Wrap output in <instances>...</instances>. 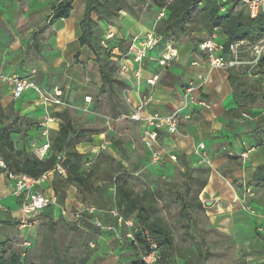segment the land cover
<instances>
[{"label":"crops","instance_id":"0c3cea01","mask_svg":"<svg viewBox=\"0 0 264 264\" xmlns=\"http://www.w3.org/2000/svg\"><path fill=\"white\" fill-rule=\"evenodd\" d=\"M63 1H71L69 17L55 21L50 20L54 8ZM84 7L85 0H0V73L16 74L21 78L33 81L41 90L50 94L55 89H59L62 93L61 100L64 103L63 90L58 86V83L70 89L76 81L74 80L75 76L80 71L94 69L100 86L95 59L90 52L86 53L87 48L81 47L78 41L79 24L84 14ZM125 16L127 15L121 12L116 21L123 20ZM97 24L99 28L108 26V23L104 22ZM147 33H153L151 28L147 29L138 24L132 37H143ZM109 34L113 35L114 33L110 30ZM204 36L203 33H196L178 40L168 39L164 43L161 54H165V47L171 44L177 50V57L167 62L164 67L158 64L160 58L157 57V47L153 43L140 65L141 77L139 81L134 78L138 65L133 63L132 55L127 52L123 55L119 54V65L128 69L127 72L119 74L120 78L129 85L123 94V100L129 101V103L125 101L129 108V114L137 109L142 97H150L151 101L141 112L142 116L149 113L166 115L180 111L183 106V91L186 86L192 85L191 94L196 103L188 109L190 118L180 122L176 135H168L164 131L159 133L156 143L161 156L159 165L155 167L151 165L149 153L141 142L144 124L132 120L131 122L137 131L139 143L147 158V167L161 171L164 163H172L177 159L184 160L187 164L195 167L205 165L209 169V176L200 194L202 198L200 201L202 204L206 203L207 198L203 197L204 194H209V198L218 199L215 200V204L211 202V205L218 204L224 207L233 196L234 203L237 200L230 179L241 176L244 189L245 183L252 180L256 169L264 164V146H259L260 139L252 142L249 135L246 134L247 120H255L252 118L243 119L242 116L239 119L235 118L234 110L240 109L241 105L233 98L232 88L228 81V71L209 68L203 55L196 51L195 43L190 41L193 38ZM153 63L163 69V75L147 70L146 66ZM152 76H157L153 86L146 83V80ZM41 78L50 84L49 91L42 86L43 84L35 82ZM59 107L63 109L61 106L43 105L34 90H27L18 100H13L10 88L0 84V126L7 124L5 122L8 121L7 116L10 113L16 114L18 117H26L34 124L42 122L45 117H50L54 121L48 124V132L49 134L57 132L59 122L55 114L61 112ZM240 110L241 115L244 114V108ZM261 110V108H253L251 113ZM29 129L28 134L33 137L32 140L39 141L41 130L37 127ZM103 137V134L94 136L93 141L86 146L90 149L89 152L97 154L101 150L97 152L93 150H98L101 145L105 144V154L120 162L130 171L133 164H128V161L134 162L129 159L133 156L130 152L133 141L130 139V142H127L125 146L122 144L126 154L124 160L112 149L111 142L105 141ZM199 144L204 146V155L207 157L205 163H201V157L196 153ZM76 149L80 154H83L79 148ZM243 153H246L245 158L240 156ZM171 156L175 157V161L170 160ZM229 157L235 158V160H229ZM137 161H141V158ZM218 173L228 174L226 177H222ZM13 185L14 183L9 181L4 171L0 169V249L17 244L20 238L25 236L23 234L28 232L20 230L18 226L22 216L19 210V201L12 195ZM40 188L47 195L54 194L51 180ZM69 190H75V188L70 186L67 191L69 192ZM232 192L233 195H231ZM84 208L79 205L77 211H82ZM51 209L54 210V216L59 215L58 206ZM70 214L67 209H64L62 211L63 219L69 221ZM96 214L101 215V218L97 217L104 224L117 230L121 240L125 237L128 228L125 227L126 233L122 236L123 226H119L114 218L107 213L97 211ZM106 218H108V222L105 221ZM111 241L117 242L112 233L99 231L95 235V243L101 251H105L104 248L107 249V244ZM108 253H111L109 248ZM100 256L104 255L100 251L96 252L91 257L92 263L99 260Z\"/></svg>","mask_w":264,"mask_h":264},{"label":"rangeland","instance_id":"374dc122","mask_svg":"<svg viewBox=\"0 0 264 264\" xmlns=\"http://www.w3.org/2000/svg\"><path fill=\"white\" fill-rule=\"evenodd\" d=\"M129 1L133 3V0ZM133 11L135 15L127 14L123 20L108 24L106 28H100L102 40L106 42V46H103L105 53L112 57L109 65L120 66L119 54L123 55L120 50H124L131 45L132 33L136 31L138 24L147 29L153 28L155 25L158 9L154 7L152 0H150L148 7L143 8L141 11L134 7ZM197 12L196 10L195 13ZM110 30L114 34L111 35L110 39H106ZM201 33L204 34V32ZM193 39L190 41H193ZM153 40L157 47V57L161 58L164 42L157 39L155 35H153ZM215 42L222 43L223 38L217 35ZM118 46L119 48H116ZM86 53H89V51L87 50ZM146 67L151 73L164 74L163 69L157 66L156 63ZM115 75L117 76L116 72ZM97 78L94 69H86L75 76L74 80L76 81L70 89L58 83V86L63 90L65 99L64 105L61 106L63 109L59 107L60 113L67 111L72 126L77 130L82 129L85 131V136L76 145V148H79L83 152L82 155L85 156L83 171L89 170L100 154L106 155V149L97 154L89 152L90 149L86 146L93 141L94 136L103 134L105 141L120 140L124 146L131 139L133 147L130 148V152L134 157H129V159L134 162L128 161V164H133L127 175L128 186L135 192H141L143 189H155L158 185L164 184L169 185L173 191L181 193L183 191L184 174L189 173L191 176L197 177L200 174L198 173L200 169H206V166L195 167L189 163L187 164L184 160L177 159L172 163H164L161 171L147 167V158L139 143L137 131L129 119L128 105L123 100V94L129 85L120 79L124 82V86H121L120 89L119 103H115L107 93H100ZM35 82H39L40 85L43 84L42 86L49 91L50 84L47 81H43L41 78L35 80ZM251 83L258 90L255 82ZM34 84L36 85V83ZM85 97L89 98L87 103ZM253 108H264V102L261 101L260 97L256 98L254 103H245L244 113L250 115ZM7 120L5 123L17 122L18 116L10 113ZM57 120L59 122V119ZM254 123L255 121L247 120L246 124L248 126L245 130L252 142L261 138V131L264 127V123H262L259 130L256 131ZM33 124L34 122L30 120L27 124L22 123L21 131L26 132ZM23 141L27 140L24 139ZM38 142L40 140L31 139L27 144L29 150L33 152V149L38 146ZM140 158L141 161H137ZM113 167L114 164L108 165L101 159L93 177V188L103 193L101 198L103 201L109 200L113 192L112 186L107 180L112 174ZM186 169L188 170L187 173H185ZM218 174L226 177L228 173ZM230 184L236 194V202L234 203L233 196L226 206L221 207L218 204L214 206L215 200L218 199L209 198V194H204L203 198H207L206 203H214L210 206H203L201 212L195 213L197 228L194 233L190 228V222L181 215L177 202L170 203L165 210L160 212V215L172 230L173 248L164 253L160 252L161 258L158 264H264V183L254 184L251 180L245 183L243 189L240 176L230 179ZM201 192L197 195L199 201ZM193 195L194 191L187 196L188 199ZM231 195H233V192ZM81 198H83V194H80L76 188L75 190H69V192L66 191L63 204H58L59 215H53L55 229L51 230V223L43 218L36 220L31 230L25 232L23 234L25 236H22L17 244L4 247L5 252L7 254L16 252L25 261L34 264H49L54 256L63 257L70 264H80L82 262L84 264H131L133 255L130 250L124 247L125 242L119 244L111 241L107 244V249L104 248L105 251H101L95 243L97 233L84 232L74 227L75 225L70 220L63 219L62 211L64 209H67L69 213H75L79 205H90L87 201L88 196L85 195L86 199L84 198V201ZM105 221L108 222V218ZM125 233L126 229L123 226L122 236ZM24 242L30 243V247L25 248L23 246ZM91 243H93L92 248L90 247ZM108 248L111 253H108ZM98 251L104 256H100L99 260L92 263L91 257ZM204 255L205 259L202 262L200 258ZM183 256L186 257V260H182Z\"/></svg>","mask_w":264,"mask_h":264},{"label":"trees","instance_id":"16d2710c","mask_svg":"<svg viewBox=\"0 0 264 264\" xmlns=\"http://www.w3.org/2000/svg\"><path fill=\"white\" fill-rule=\"evenodd\" d=\"M149 3L150 0H133V3L129 0H85L84 14L79 24L80 36L78 41L80 46L86 47L95 59L100 79V93H107L115 103L120 101L119 93L124 82L120 81L119 67H116L115 64L109 65L112 57L105 53L103 46H106V42L102 40L97 23L113 24L121 12L126 15H135L134 7L141 11L148 7ZM152 4L158 9L155 25L151 28L156 38L165 43L169 38L178 40L187 35L204 32L205 37L193 39L196 51L201 55L203 54L199 51L200 44L214 30L218 36L223 38L222 45L225 48L240 40L256 43L264 36V15L259 14L255 18L250 17L246 9L237 0L224 2L223 0H152ZM221 9L224 11L221 12ZM196 10L197 13H195ZM70 12L71 1L60 2L54 8L50 20L66 19ZM160 12L164 13V17L157 20ZM127 49L128 47L120 51L125 53ZM228 81L232 88L234 100L241 105L240 109L244 108V104L247 102L254 103L258 97L263 101L261 96L262 78L252 80L248 77L247 70L242 69L228 71ZM251 82H255L258 90ZM240 109L234 110L237 119L242 116ZM246 115L255 120V130H259L261 124L264 123V113L257 111ZM55 116L59 119V129L57 132H53L52 136L51 133L49 134L50 148L46 157L41 160L34 156L27 145L33 138L28 134L30 129L26 132L21 131L22 123L27 124L28 122L26 117H18L17 122L11 121L0 126V160L3 161L9 171L37 179L44 172L51 170L55 165H59L64 170L65 175H54L51 179V187L57 198V205L63 204L66 191L70 186H73L80 194H83L82 201H84L85 195L89 197L87 201L90 205L84 206L85 208L93 207L96 211L107 214L111 210H116L123 219L133 218L136 227L139 229L134 234V242L125 239V237L122 239V243L125 242L124 247L132 252L133 261L131 264H141V257L149 251L150 243L155 244L159 261L160 252L164 253L173 248L172 230L160 215V212L165 210L170 203H178L181 215L183 218H187L190 222V228L193 233L195 232L197 228L195 213L203 210V204L197 195L207 183L208 168L200 169L198 172L200 174L197 177H193L189 173L184 174L181 193L173 191L169 185L164 184L158 185L155 189L146 188L141 192H135L127 184L128 169L111 156L100 154L92 167L84 172L85 156L77 151L76 145L85 136V131L77 130L72 126L67 111L57 113ZM30 127L36 128L37 124ZM263 133L264 127L261 131L260 141ZM24 139L27 141H23ZM110 142L112 149L125 160L126 154L122 148V142L115 139ZM101 159L108 165L114 164L112 174L107 178L113 190L107 201L101 199L103 193L100 190L93 188V177ZM228 159L235 160L231 157ZM187 172L186 169L185 173ZM252 182L254 184L264 183V164L256 169ZM193 191V197L188 199L187 196ZM53 215L54 210L48 209L35 217V221L43 218L51 223V230H54ZM96 216L101 218V215L96 214ZM91 219L92 216L83 214L79 223H73L74 227L87 233H98L99 229L92 224ZM204 259L205 255L200 258L202 262ZM182 260H186V257L183 256ZM0 264L34 263L25 261L16 252L7 254L4 249H0ZM49 264L70 263L63 257L54 256Z\"/></svg>","mask_w":264,"mask_h":264},{"label":"built area","instance_id":"2783aa9c","mask_svg":"<svg viewBox=\"0 0 264 264\" xmlns=\"http://www.w3.org/2000/svg\"><path fill=\"white\" fill-rule=\"evenodd\" d=\"M228 1V0H223ZM247 11L250 17L255 18L259 14L264 15V0H237ZM224 9H221L223 12ZM164 17V13L158 14L157 20ZM217 33L214 30L199 46V51L203 54L204 60L207 62L211 69H221L225 71L247 70L248 77L252 80L262 78L261 96L264 101V36L256 43H251L248 40H240L232 43L225 48L222 43H216L215 39ZM111 35L108 34L106 39H110ZM153 33H147L143 37L134 36L131 40V45L127 49V53L132 55V61L137 66L134 73V78L139 81L141 77L140 65L147 55V51L153 45ZM177 57V50L171 45L165 47V54H163L158 61L162 67L167 65V62ZM127 67L120 65L119 73L127 72ZM157 80V76H152L146 80L148 85L153 86ZM0 84H4L11 90L13 100H18L25 91L34 90L39 100L43 105L63 106L61 100V91L55 89L52 94L44 93L32 81L19 77L16 74H2L0 73ZM192 85L186 86L183 91V106L180 111H175L170 114L160 115L158 113H149L145 116L141 115L145 106L151 101L149 96H144L137 109L129 114V119L135 122L144 124L142 131L141 142L149 153L150 163L152 166L159 165L161 160L160 152L157 147V139L159 133L164 131L168 135L178 134L180 122L186 121L190 118L188 109L191 105L196 103L192 96ZM86 102L89 101L87 97ZM127 103L129 101L125 99ZM200 104V103H197ZM264 112V109L260 111ZM243 118H249L246 114H242ZM54 119L45 117L44 120L37 124L40 131V144L33 149V154L37 159H44L49 151V132L48 124L53 122ZM259 146H264V133L262 135L261 143ZM105 144L101 145L98 150L104 149ZM201 163L207 162V157L204 155V146L199 144L196 149ZM245 158L246 153L240 155ZM171 161H175V157H170ZM0 169H2L9 181L14 183L12 195L19 201V210L22 218L18 222L20 230L30 231L35 222V217L44 211L56 208L57 198L54 194L47 195L40 188L43 184L51 180L54 175L64 176V170L55 165L49 171L44 172L39 178L34 179L25 174H17L9 171L2 160H0ZM97 211L93 207H86L82 211H77L70 214L72 223L77 224L82 219L83 214L92 216V224L101 232L112 233L117 242L121 243L122 240L115 228L110 225L104 224L97 216ZM109 215L114 218L119 226L128 228L125 239L134 242V234L138 232L136 223L133 218L123 219L116 210H111ZM25 248L30 247V243L24 242ZM93 247V244H90ZM159 254L154 243H150L149 251L141 257V264H158Z\"/></svg>","mask_w":264,"mask_h":264},{"label":"water","instance_id":"95a60500","mask_svg":"<svg viewBox=\"0 0 264 264\" xmlns=\"http://www.w3.org/2000/svg\"><path fill=\"white\" fill-rule=\"evenodd\" d=\"M211 203L210 202H207V203H203V206H210Z\"/></svg>","mask_w":264,"mask_h":264}]
</instances>
